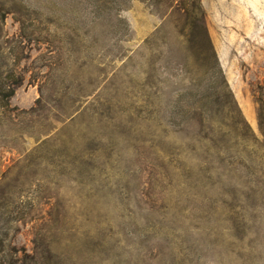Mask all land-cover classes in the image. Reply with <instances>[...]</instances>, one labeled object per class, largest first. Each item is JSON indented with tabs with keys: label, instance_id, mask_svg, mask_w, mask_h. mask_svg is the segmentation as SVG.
Wrapping results in <instances>:
<instances>
[{
	"label": "rangeland",
	"instance_id": "374dc122",
	"mask_svg": "<svg viewBox=\"0 0 264 264\" xmlns=\"http://www.w3.org/2000/svg\"><path fill=\"white\" fill-rule=\"evenodd\" d=\"M1 16L2 264H264V0Z\"/></svg>",
	"mask_w": 264,
	"mask_h": 264
},
{
	"label": "trees",
	"instance_id": "16d2710c",
	"mask_svg": "<svg viewBox=\"0 0 264 264\" xmlns=\"http://www.w3.org/2000/svg\"><path fill=\"white\" fill-rule=\"evenodd\" d=\"M4 20V17L1 16L0 17V22H2ZM196 21H203V18H194L193 22L196 23ZM199 26L197 29H195V31L192 32V37L193 39L198 37L201 38L202 41L204 42V45L209 47L210 49H212V51H214L213 49V45L211 43L208 31L206 28H203ZM214 56L217 59V55L214 51ZM216 75L217 78L223 76V73L221 72V69L217 68L216 70ZM20 81H16V82H10V78L8 75H6L5 77L0 76V107L2 108H8L10 106V97L14 94L15 92V85L19 84ZM220 95H216L214 98L215 102L220 101ZM3 245V239L0 238V246ZM1 251V250H0ZM0 264H2L0 262Z\"/></svg>",
	"mask_w": 264,
	"mask_h": 264
}]
</instances>
